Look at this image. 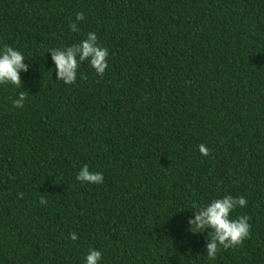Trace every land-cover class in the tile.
Here are the masks:
<instances>
[{
    "label": "trees",
    "instance_id": "trees-1",
    "mask_svg": "<svg viewBox=\"0 0 264 264\" xmlns=\"http://www.w3.org/2000/svg\"><path fill=\"white\" fill-rule=\"evenodd\" d=\"M88 32L109 67L56 80ZM4 45L28 70L0 85V264H264V0H0ZM226 194L250 236L210 260L189 205Z\"/></svg>",
    "mask_w": 264,
    "mask_h": 264
},
{
    "label": "clouds",
    "instance_id": "clouds-1",
    "mask_svg": "<svg viewBox=\"0 0 264 264\" xmlns=\"http://www.w3.org/2000/svg\"><path fill=\"white\" fill-rule=\"evenodd\" d=\"M85 19L83 12L76 13V21ZM73 32H78L77 23L70 24ZM51 58L54 62L56 80L66 85L77 82L78 75L85 78L79 71L84 62H88L95 73L103 76L109 67V50L99 44L95 32H88L86 37L78 43L61 46L58 49H50ZM25 55L16 48L8 45L0 47V85H13L22 87L20 73L28 70L25 63ZM27 95L20 92L13 100V106L23 108ZM202 155H208L209 149L206 145H199ZM78 182L82 184L97 185L104 182V175L99 171H93L87 164L82 165L76 175ZM41 205L47 204L44 196L39 199ZM247 199L244 196L235 197L231 194L215 197L207 202L192 201L190 207L195 209L194 216L190 218L189 224L194 233H203L208 230L211 237L205 245V252L210 260H215L218 251L236 247L250 236L251 225L246 215L233 217L232 213L239 207L247 206ZM188 206V207H189ZM72 241L79 239L76 232L71 233ZM102 252L95 248H89L84 257V264H101Z\"/></svg>",
    "mask_w": 264,
    "mask_h": 264
}]
</instances>
